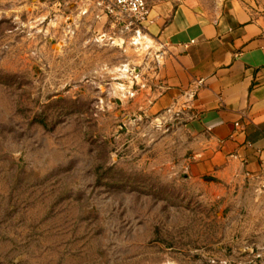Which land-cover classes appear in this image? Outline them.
<instances>
[{
    "label": "rangeland",
    "instance_id": "1",
    "mask_svg": "<svg viewBox=\"0 0 264 264\" xmlns=\"http://www.w3.org/2000/svg\"><path fill=\"white\" fill-rule=\"evenodd\" d=\"M99 1L0 0V264H264V181L188 174L187 122L143 106L151 56Z\"/></svg>",
    "mask_w": 264,
    "mask_h": 264
},
{
    "label": "crops",
    "instance_id": "2",
    "mask_svg": "<svg viewBox=\"0 0 264 264\" xmlns=\"http://www.w3.org/2000/svg\"><path fill=\"white\" fill-rule=\"evenodd\" d=\"M146 1L137 38L165 57L143 106L187 122L191 177L264 181V0Z\"/></svg>",
    "mask_w": 264,
    "mask_h": 264
},
{
    "label": "built area",
    "instance_id": "3",
    "mask_svg": "<svg viewBox=\"0 0 264 264\" xmlns=\"http://www.w3.org/2000/svg\"><path fill=\"white\" fill-rule=\"evenodd\" d=\"M103 6V13L109 18L111 25H118L122 30H132L133 34L138 37L142 28V22L146 20L148 5L146 0H100L98 2ZM147 53L151 56L153 68L156 71L163 63L165 57L164 47H160ZM143 85V84H142ZM134 94L130 91V95Z\"/></svg>",
    "mask_w": 264,
    "mask_h": 264
},
{
    "label": "bare ground",
    "instance_id": "4",
    "mask_svg": "<svg viewBox=\"0 0 264 264\" xmlns=\"http://www.w3.org/2000/svg\"><path fill=\"white\" fill-rule=\"evenodd\" d=\"M135 40V39H134ZM138 43V42H137ZM124 69V68H123ZM125 70V69H124ZM122 86V85H121Z\"/></svg>",
    "mask_w": 264,
    "mask_h": 264
}]
</instances>
